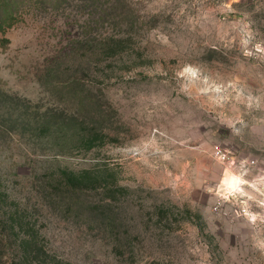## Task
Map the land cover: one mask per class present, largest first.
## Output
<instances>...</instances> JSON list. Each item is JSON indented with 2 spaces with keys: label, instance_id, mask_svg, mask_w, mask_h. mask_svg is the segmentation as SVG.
Segmentation results:
<instances>
[{
  "label": "rangeland",
  "instance_id": "374dc122",
  "mask_svg": "<svg viewBox=\"0 0 264 264\" xmlns=\"http://www.w3.org/2000/svg\"><path fill=\"white\" fill-rule=\"evenodd\" d=\"M1 17L16 234L72 264H264V0H1ZM84 170L93 198L116 188L120 243L47 210L41 181Z\"/></svg>",
  "mask_w": 264,
  "mask_h": 264
},
{
  "label": "trees",
  "instance_id": "16d2710c",
  "mask_svg": "<svg viewBox=\"0 0 264 264\" xmlns=\"http://www.w3.org/2000/svg\"><path fill=\"white\" fill-rule=\"evenodd\" d=\"M0 19V28L2 29L5 22L2 17ZM92 52H95L97 59L105 55L100 47H94ZM70 123L66 121L67 126ZM88 128L87 125L83 130L86 131ZM86 139L88 141V138ZM65 174L66 176L63 178H48L41 181L39 193L43 192V196L49 199L51 203V208L49 206L47 210L50 212L57 209L60 216H66V218L65 216L62 217L65 219H70V216L74 215L80 220H84L81 222L86 225L82 229L83 233H92L98 242H109L112 238L117 243H120V229H123L121 228L120 217H123L116 211L118 208L115 206L113 199L110 198V194L116 191V188L113 186L104 188L99 193L100 196L93 198L90 193L98 192V187L88 170L81 172L80 176L75 175V173L67 174L65 172ZM7 199L6 193L0 190V264L73 263V259H66L65 262V259H61L57 255L58 245L51 243L49 247L46 242L39 240L35 236L16 234V228H12V221L15 218L14 211L11 212V216L7 215L1 206L7 202ZM118 228L119 230L116 232Z\"/></svg>",
  "mask_w": 264,
  "mask_h": 264
},
{
  "label": "built area",
  "instance_id": "2783aa9c",
  "mask_svg": "<svg viewBox=\"0 0 264 264\" xmlns=\"http://www.w3.org/2000/svg\"><path fill=\"white\" fill-rule=\"evenodd\" d=\"M260 194L262 195L261 196V201H260V206H262L264 208V186L261 188ZM260 220H262L263 225H264V215H262ZM255 221H258V218H256Z\"/></svg>",
  "mask_w": 264,
  "mask_h": 264
}]
</instances>
